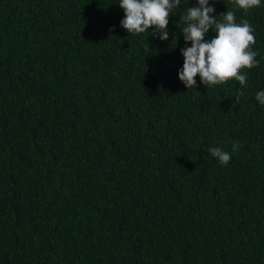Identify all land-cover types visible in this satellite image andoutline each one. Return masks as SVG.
Segmentation results:
<instances>
[{
    "label": "trees",
    "instance_id": "trees-1",
    "mask_svg": "<svg viewBox=\"0 0 264 264\" xmlns=\"http://www.w3.org/2000/svg\"><path fill=\"white\" fill-rule=\"evenodd\" d=\"M188 3L160 41L117 0H0V264H264V4H213L254 30L247 85L185 89Z\"/></svg>",
    "mask_w": 264,
    "mask_h": 264
},
{
    "label": "clouds",
    "instance_id": "clouds-1",
    "mask_svg": "<svg viewBox=\"0 0 264 264\" xmlns=\"http://www.w3.org/2000/svg\"><path fill=\"white\" fill-rule=\"evenodd\" d=\"M214 2L195 0V4L189 6L188 3L184 14L179 16L182 21L179 29L185 46L179 49L182 64L176 75L185 89L194 88L197 76L206 87L234 79L243 88L247 85L248 74L241 69L252 68L259 63L257 52L251 48L255 43L252 26L243 18L237 23L233 10L214 14ZM117 4L123 12L119 25L128 34L149 32L160 41H167L169 15L182 6V0H117ZM262 4L264 0H234V7L245 12ZM210 29L215 35L208 37ZM242 94L238 90L236 99ZM254 100L264 105V89L254 93ZM236 147L234 144L229 152L219 146H210L208 152L221 165H226Z\"/></svg>",
    "mask_w": 264,
    "mask_h": 264
}]
</instances>
